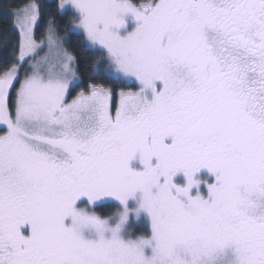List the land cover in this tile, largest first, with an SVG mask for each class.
<instances>
[{
    "label": "snow or ice",
    "instance_id": "snow-or-ice-1",
    "mask_svg": "<svg viewBox=\"0 0 264 264\" xmlns=\"http://www.w3.org/2000/svg\"><path fill=\"white\" fill-rule=\"evenodd\" d=\"M7 15L0 264H264V0Z\"/></svg>",
    "mask_w": 264,
    "mask_h": 264
},
{
    "label": "trees",
    "instance_id": "trees-1",
    "mask_svg": "<svg viewBox=\"0 0 264 264\" xmlns=\"http://www.w3.org/2000/svg\"><path fill=\"white\" fill-rule=\"evenodd\" d=\"M27 2L28 0H0V25H3L9 21L10 18L8 17L7 13L14 12L17 7L23 6V4ZM68 39L70 40L71 45L76 44L75 38L68 37ZM72 50L79 57L82 68L86 65H91L95 59L94 53L86 48L74 46ZM106 209H104V211H106ZM110 209L112 210V208Z\"/></svg>",
    "mask_w": 264,
    "mask_h": 264
},
{
    "label": "rangeland",
    "instance_id": "rangeland-1",
    "mask_svg": "<svg viewBox=\"0 0 264 264\" xmlns=\"http://www.w3.org/2000/svg\"><path fill=\"white\" fill-rule=\"evenodd\" d=\"M197 175H198V178H200L201 180L207 179L209 182H211L212 178L207 174V172L205 170H201V172L198 173ZM175 180H176V182L182 183L183 182V176L178 174V176L175 178ZM200 189H201V191H204V185L203 184L200 185ZM192 192L193 193L195 192V188L192 189ZM113 210L114 209L111 210L110 208L106 209V211H113ZM133 226H135V225H133Z\"/></svg>",
    "mask_w": 264,
    "mask_h": 264
}]
</instances>
